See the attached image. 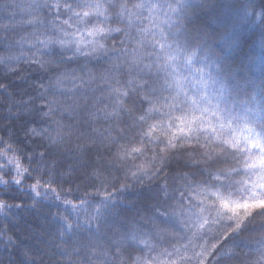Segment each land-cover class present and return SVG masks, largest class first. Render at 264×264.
Here are the masks:
<instances>
[{
  "label": "trees",
  "instance_id": "1",
  "mask_svg": "<svg viewBox=\"0 0 264 264\" xmlns=\"http://www.w3.org/2000/svg\"><path fill=\"white\" fill-rule=\"evenodd\" d=\"M113 2L126 5L123 9L117 7L113 13L122 15L124 21L112 25L122 29L114 34L118 39L110 38L106 43V47L120 49L110 53L113 59L80 57L68 63L56 57L58 63L46 65L45 71L32 61L52 57L37 51L41 45L31 44L37 37L45 39L55 34L51 22L56 11L28 8L34 0H0V61H3L0 82L7 86L6 92L0 90V152L11 144L7 157L13 158L15 153V159L28 169L17 185L15 164H9L0 155V177L8 181L0 184V203L6 205L0 211V264H121V261L129 264V248L138 249L133 259L145 256L156 258L157 264L159 261L198 264L197 258L160 256L162 250L175 253L176 248L185 256L192 255L193 245L188 244V238L195 231V217L186 207L180 215L187 224L175 219L165 221L172 235L159 239L151 219L154 201L150 199V191L165 184L170 194L175 189L183 190L181 173L207 167L203 153L215 157L221 152H236L239 156L237 150L246 146V140L264 137V0ZM218 3L223 5L222 10L217 9ZM6 4L14 7L6 10ZM213 11L215 15L210 14ZM34 18L43 23L25 22ZM85 61L87 67L81 70ZM89 69L96 76L91 84L86 82L85 75ZM61 74L70 75L63 80L62 89L57 90L52 84ZM104 75L114 77L113 84L120 81L117 86L128 93L124 101L129 112L138 116L141 113L136 108L140 103L151 101L150 105L145 103L144 112L151 117L148 124L154 126L153 139L143 147V155L132 153V157L120 160L116 154L121 150V142L113 144L94 131L98 129L106 136L104 130L111 123L112 135H116L115 122L89 118V113L99 107L94 106L95 98L108 87L103 83ZM71 76H84L85 83L79 86L81 81ZM145 84L151 85L152 96H146ZM74 99L78 106L65 110L73 105ZM50 100H59L56 111L41 119L39 110L47 111L45 105ZM28 127L47 128L48 132L29 137L24 134ZM181 129L192 130L191 143L181 145L185 138ZM52 138L57 139L55 144ZM169 140L178 148L167 154L163 172H157L151 180L143 177L142 184L133 180L131 171L151 160L154 152L159 153ZM88 146L93 152L91 161L82 153ZM96 152L100 155H95ZM236 167L240 172L237 179L250 184L243 163H236ZM37 180L39 196L32 191ZM124 183L132 187L118 191ZM195 195L193 192L184 198L183 204L188 206ZM247 195L233 192L234 199ZM106 196L114 203L104 207L99 201ZM81 198L86 202L82 203ZM65 199L77 206L75 213L71 206L66 208L62 203ZM180 199L176 192V199L168 204L169 211L178 210ZM213 200L209 196L207 202ZM61 217L73 225V232L65 231ZM262 223L264 218H258L236 241H226L222 236L214 239V233H206L203 239L195 241L196 250L201 244L205 248L213 243L218 246L216 251L199 259H204V264H222L220 251L231 249L236 252L233 264H253L264 250L259 242ZM132 231L149 234L155 250L130 244L127 237Z\"/></svg>",
  "mask_w": 264,
  "mask_h": 264
},
{
  "label": "snow or ice",
  "instance_id": "2",
  "mask_svg": "<svg viewBox=\"0 0 264 264\" xmlns=\"http://www.w3.org/2000/svg\"><path fill=\"white\" fill-rule=\"evenodd\" d=\"M10 7H14V5H5L6 10ZM27 7H34L36 9L46 8L49 12L52 10L56 11L53 21L51 22V29L55 34L49 35L45 39L37 37L35 42L31 44L32 47H36L37 44L41 45L42 47L38 48L37 51L40 52L41 55L47 53L52 57L48 60L32 61L38 64L39 68L42 70L47 71L46 65L50 63H58V61L55 60L56 57H59L60 61H67L68 63L78 61L80 57L94 59L108 57L109 60H112L113 57L110 56V53L120 51V49L115 47H106V43L110 38L118 39L114 34L122 31L121 28L112 27V25L124 22L122 15H113L117 7L122 9L126 8V5L123 3H114L113 0H41V2H35L34 0V3L29 4ZM61 17L64 18L61 19ZM56 21H58V23ZM25 22L29 25L37 22L43 23L39 18H34ZM4 27L7 29L8 26L5 25ZM116 59H118V57H116ZM85 67H87V61H85L81 70ZM113 67L118 66L113 65ZM69 75L70 74H61L57 76L52 87L57 90L62 89L63 80L68 78ZM85 75L87 76L86 82L89 84L96 79L91 69H89ZM71 79L81 81L79 86H83L85 83L84 76H71ZM112 79H114V77H110L109 75H104L102 77L103 83L107 84L108 87L100 96L95 98L94 106L98 105L99 107H96L95 111L89 113V118L92 120L103 119L105 121L115 122L116 128L114 130L116 135H112L113 128L111 123L109 127L104 130L108 133L106 136L104 132H99L98 129H94V131H97L104 140H110L113 144L121 142V150H118L116 154L120 160H124L125 156L132 157V153L143 155V147L147 143H151L153 139L152 131H154V126L148 124V120L151 117L144 112L145 103L150 105L151 101L144 100L140 103V106L136 108V112L141 113L140 115L137 116L129 112L124 101V97L127 96L128 93L125 91L124 87L117 86L120 84L119 80H116V83L113 84L111 83ZM150 87L151 85L148 84L144 86L146 96L153 95V93L149 91ZM0 90L4 92L7 91V86L2 82H0ZM105 100L109 101V103H103ZM58 103L59 100L48 101L45 105L48 110H39L38 115L41 119L51 116L56 111V105ZM74 106H78V101L75 99L73 100V105H69L65 110L71 109ZM150 111L151 108H149V112ZM145 125H148L147 130H145ZM191 131L192 130L189 129L187 132H184V130L181 129L185 137L181 141V145L192 142V138L189 135ZM46 132H48L47 128L39 127H28L24 130V134L29 137L42 136ZM59 136L60 133L57 132V137ZM145 138L148 139L146 140ZM56 142L57 139L52 138V143L55 144ZM4 143L7 144V142ZM161 143L163 142L161 141ZM244 143L246 146L237 150L239 156H237L236 152H221L215 157L211 153H203L202 155L207 167H198L196 171L189 169L186 174L181 173L184 181L183 190L175 189L174 192L170 194L168 191L169 186L165 184L163 186L157 185L155 190L150 191V199L154 201V203L151 204L154 213L151 219L153 228L156 229L155 235L159 239H164L166 235H172V233L168 231V225L165 224V221L175 219L182 225L187 224V220L183 219L180 215V213L185 211L186 207L187 211L191 213V216L195 217L193 221L195 231H193L188 238V244L193 245L192 255L185 256L181 254L180 248H176L175 253L164 249L160 252V256H172L175 254L179 255L181 260H192L197 258L198 264H204V259L199 258L206 257L216 251L218 245L217 243H213L210 248H205V246L201 244L198 245L199 251H197V245L195 244L196 240L203 239L206 233H214V239L222 236L226 241L229 239L236 241L249 231V225L255 223L258 218H264V137L260 139L253 137L250 141L246 140ZM130 145L131 147H129ZM9 148H11V144H7V147L3 152H0V155H3L8 160L9 164H15L17 176L14 182L19 185L24 174L28 173V169L23 168L19 160L15 159V153H13V158L7 157ZM175 148H178V145L172 140H169L164 147L159 149V153L154 152L151 160L137 165L136 170L131 171L133 180L139 181L142 184L143 177L151 180L157 172H163L166 161L168 160L167 154L171 149ZM90 149L91 146H88V149H82V153L87 158V161H91L93 157V152ZM48 154L51 155V153ZM95 155L99 156L100 153L96 152ZM180 155H183V153H180ZM41 156L47 159L44 153H41ZM134 158L135 157H133V159ZM156 161L159 162L158 165L155 163ZM209 161H211V163H208ZM233 161L236 163H243L245 174L248 175L251 180L250 184L246 181L237 179L240 172L236 167V163H233ZM196 163L199 164L198 161ZM221 165H223V167H221ZM169 170L175 171V169ZM29 175H31V173H29ZM253 176L255 179H252ZM7 182L8 181L4 180L3 177H0V184H6ZM193 182H195V186H193ZM47 183L50 185L52 181L49 180ZM38 187H40L39 180L32 185V191H34L37 196L40 195L37 191ZM130 187H132L131 184L124 183L119 186L118 191H124ZM52 192L55 194L56 199L60 200V195L56 193V190L52 189ZM176 192H179L181 197V199L177 201L178 210L174 209L169 211L168 204L170 201L176 199ZM193 192H195L196 195L191 196L189 205L185 206L183 204V199L189 197ZM233 192L237 195L241 192H245L248 195L246 198L234 199ZM224 193H226V195ZM110 195L111 194H109V196ZM109 196L104 197L99 203L104 207L113 204L114 201L110 200ZM209 196L214 197L211 203L207 202ZM197 197L202 198L198 199ZM81 202L85 203L86 201L81 198ZM62 203L66 208L71 206L72 212L75 213L77 206L73 205L72 201L65 199ZM5 207L6 205L0 203V211ZM97 211L99 212V209H97ZM189 219H191V217H189ZM61 221L65 231L68 233L73 232L72 224L67 223L63 217H61ZM77 227H79V225H77ZM260 232L259 242L262 245V249H264V223L260 225ZM127 239L130 244L144 245L149 251L155 250L152 238L149 234H138L136 231H132ZM188 244L183 245L186 251L188 250ZM137 250L136 248H129V264H157L156 258L150 259L145 256H135L133 259L132 255ZM235 255L236 252L231 249L228 251L221 250L219 253L222 264H233V257H235ZM121 264H124V262L121 261ZM158 264H168V262L159 261ZM170 264H177V262L171 261ZM253 264H264V250L260 253V259L253 262Z\"/></svg>",
  "mask_w": 264,
  "mask_h": 264
},
{
  "label": "clouds",
  "instance_id": "3",
  "mask_svg": "<svg viewBox=\"0 0 264 264\" xmlns=\"http://www.w3.org/2000/svg\"><path fill=\"white\" fill-rule=\"evenodd\" d=\"M217 9H223V5H220L219 3L217 4ZM210 14H212V15H215L216 14V11H213L212 13H210ZM219 35H220V33L218 32L217 33V36L215 37L216 39H217V41H218V39H219Z\"/></svg>",
  "mask_w": 264,
  "mask_h": 264
}]
</instances>
